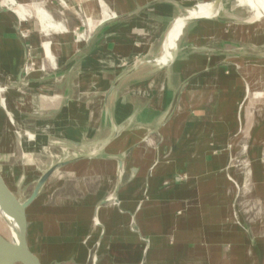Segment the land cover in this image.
Segmentation results:
<instances>
[{"label": "crops", "instance_id": "1", "mask_svg": "<svg viewBox=\"0 0 264 264\" xmlns=\"http://www.w3.org/2000/svg\"><path fill=\"white\" fill-rule=\"evenodd\" d=\"M75 1L94 19L103 2L118 19L98 25L79 46L61 31L57 57L66 55L65 63L36 67L40 73L31 76L23 72L26 57H39V49L22 41L17 27L7 29L5 16L12 15L0 8V79L17 105L21 129L34 136L22 144L41 155V176L68 161L27 209L30 249L34 207L42 245L51 247L49 258L33 250L43 264H86L92 248L97 264H234L245 242L231 228L232 160L249 124L246 60L263 57L264 42L260 36L248 41L226 24L201 26L192 19L174 60L159 59L183 11L209 4L235 17L253 13L244 16L240 5L228 10L233 0H68ZM257 24L264 37V24ZM263 126L262 120L256 130ZM65 186L68 191L56 192ZM116 189L117 200L106 202ZM219 248L228 258H219Z\"/></svg>", "mask_w": 264, "mask_h": 264}, {"label": "rangeland", "instance_id": "2", "mask_svg": "<svg viewBox=\"0 0 264 264\" xmlns=\"http://www.w3.org/2000/svg\"><path fill=\"white\" fill-rule=\"evenodd\" d=\"M6 1L7 0H0V8L12 15L5 16L7 23L9 24L7 29L14 31V26L15 28L17 27L22 41L26 40L29 45H33L34 47L36 46V48L39 49V57H36L33 52L30 53V56L26 57L28 61L32 63L33 68H35V70H30V72L28 71V76H31L34 73L36 74L39 71L36 67L43 66L45 68L44 71L50 69L52 70L54 67L43 48V42L44 39H46V34L42 32L41 24L36 18L34 10L37 8H43L51 15L55 22L62 23V25H64L67 29V35L70 33V37H68L73 38V40H70L71 44L76 42L79 34L84 33L86 36L89 34L87 22L90 16H86L84 14L82 9H80L81 5L79 6L77 1L71 2L70 5L68 0H66L67 5H64L62 0H16V2L22 4L33 13L32 18L27 21H19L18 16L4 7L6 5L4 2ZM235 5H240L237 9H240L244 16L252 15L253 12L251 11V8L248 5H242L239 3V0H233L231 6L227 7V9L230 10V8ZM58 9L61 11L58 12ZM223 9H226V7H220V12H222ZM100 18L101 17H99V19L95 18V20L98 22ZM207 23L226 24L228 27L236 28L241 36L248 41H254L257 36H260L262 37V42H264V37L261 33L255 31L253 24L231 25L218 19H214L202 21L199 25L202 26ZM233 32L236 33L234 30ZM51 34L54 44L55 67L56 63L57 67H60V65L65 63L67 57L66 55L57 57L59 54V41L57 42V39L60 37L62 32L58 31L57 33L53 32ZM258 39L259 38H257V40ZM80 44H84V40H81L78 46ZM247 45L254 48L253 44ZM257 47H259V45H257ZM260 47L264 49V43H261ZM40 57H42V59H40ZM246 63L250 66V74L248 76L249 78H247L250 86H246L247 94L243 111L247 114L249 124L248 128L246 130L244 129V132H242L238 151L233 153L234 155L231 169L233 171L234 180V182L231 183L234 190L232 202L235 209L232 218L234 225L231 226V228H233L234 238L240 242H245V247L236 248V258H234V264H264V198H259L260 195L264 193V184L262 181L264 176V126L263 128L261 127L260 130H256L257 123L260 121L262 122V120L264 121V56L260 58L258 57L257 59L246 60ZM9 92L10 91L8 89L6 95L2 94L4 97V105L11 113L9 115L5 110L0 111V167L2 168L1 170H4L5 178L10 190L20 202H23L31 195L33 188L45 167L42 165L44 162L41 160V155L38 154L37 156L35 154L36 152L26 151L25 145L22 144V139L24 138H28V141L31 142L33 140L26 135L23 136L22 134L17 133L10 125H13V121H17V117L15 116L17 115V112H15L14 109V107L17 108V105L11 103L12 100L10 102L9 97L11 95ZM8 125L11 126V129L6 131V129H8ZM5 131L9 134L7 133L5 135ZM259 138L261 139L260 141H258ZM255 142L261 143V147H258ZM64 190L68 191L67 186L61 187V189H58L56 192L63 193ZM30 221L31 231H29V241L33 250H40L42 251L41 253L44 257L47 256V258H49L51 247L42 245L44 244L42 240L43 233L35 228L37 220L34 213V207L31 211ZM228 227L230 230V226ZM246 228H250L252 231L255 239L253 244L249 243L248 235L245 232ZM0 234L7 241L13 242V232L1 221V218ZM28 247L31 252H34L30 249L29 243ZM222 251L223 250L221 248L217 249V253L220 255L219 258L221 260L228 258L223 255ZM248 251H250V260L244 261L242 257L244 253H247ZM88 252L89 258L86 264H91V262L97 264L99 259L97 249L92 248L90 251L88 250ZM95 255H97V260L93 259ZM35 256L39 259L37 255ZM39 261L41 260L39 259Z\"/></svg>", "mask_w": 264, "mask_h": 264}, {"label": "bare ground", "instance_id": "3", "mask_svg": "<svg viewBox=\"0 0 264 264\" xmlns=\"http://www.w3.org/2000/svg\"><path fill=\"white\" fill-rule=\"evenodd\" d=\"M33 1H36V0H33ZM4 3L6 4L4 7H8V9L12 13L18 16L19 21H27L28 19L32 18L33 13L30 12L29 9L24 7L22 4H19L18 2H16V0H7ZM62 3L64 5H67L66 0H62ZM239 3H241L242 5H248L254 12L253 17L242 18V17H235L231 15L222 14L216 9L214 5H209V4L198 6V8H196L195 11H192V12L188 10L183 11V15H180L174 21L172 27L169 29L165 37L163 52L159 59L160 63L167 64L174 60L178 52V42H179V38L181 36L183 27L185 26L187 22H189L192 19H200L199 23L202 21L218 19L220 21L226 22L231 25H248V24L251 25L253 24L255 27V31L258 33H261L258 28L257 23H260V25L264 24V0H239ZM100 5L102 7V15H101L100 20L97 22L92 16H90L87 22L88 27H89V34H87L88 36H86L84 33L79 34L76 40L77 45L79 44L81 40L87 41L98 25L100 26L106 21H112L114 19H118L117 14L111 11L107 5H105L103 2H101ZM34 11H35L36 18L39 20L41 24L42 32L46 34V39H44V42H43L44 43L43 48L50 62L55 67V63H54L55 54H54V49H53L54 44H53V37H51L52 35L51 33L53 32L57 33L58 31L66 32L67 29L66 27H64V25H62V23L55 22L53 18L51 17V15L47 11H45L43 8H37ZM28 63H29L28 70L30 71L33 69V65L31 62H28ZM0 84H1L0 86V111L5 110L10 115L11 112L4 105V98H3V95H6V92L8 90V84L3 82L2 80H0ZM13 126L16 129V131H18V133L22 134L23 136L26 135L32 140L34 139L33 138L34 136H32L31 134L23 132V130L21 129L19 125L18 120L13 121ZM0 218H1V221L13 232V243L16 246H19L21 244V241H20L21 225L19 223L20 219H17L14 214L10 216L4 214L2 212L1 203H0ZM26 218H27V210H26ZM27 245H28V242H27ZM0 264H13V263L9 257L3 255L0 259Z\"/></svg>", "mask_w": 264, "mask_h": 264}, {"label": "water", "instance_id": "4", "mask_svg": "<svg viewBox=\"0 0 264 264\" xmlns=\"http://www.w3.org/2000/svg\"><path fill=\"white\" fill-rule=\"evenodd\" d=\"M253 12V10H252ZM254 15V12H253ZM117 20V19H114ZM112 20V21H114ZM112 21H106L101 26L108 24ZM92 37L89 39L88 43ZM28 61V60H27ZM25 67L23 69V72H25ZM179 94V93H178ZM173 102V105L171 109L173 110V107L176 104L177 96ZM68 161H60L54 165H52L39 179L37 182L33 193L31 196L26 199L23 202H20L16 196L11 192V190L8 188L3 174L0 169V203L2 207V212L6 215H15V217L19 220V223L21 225V234H20V241L21 244L19 246H16L13 242L7 241L5 238H3L0 235V259L3 255L10 258L13 264H41L39 259L31 252L27 245V236H28V221L26 218V210L29 208V206L35 201V199L38 197L40 192L42 191L43 187L45 186L46 182L49 180V178L61 167H63ZM124 172L123 163L120 161L119 164V173H118V179H117V189L121 183L122 175ZM117 189L115 192L106 200V202H114L117 200ZM264 194V193H263ZM262 194V196H263ZM98 220V219H96ZM248 233L250 235L251 240L253 241V236L251 233V230L248 229Z\"/></svg>", "mask_w": 264, "mask_h": 264}, {"label": "flooded vegetation", "instance_id": "5", "mask_svg": "<svg viewBox=\"0 0 264 264\" xmlns=\"http://www.w3.org/2000/svg\"><path fill=\"white\" fill-rule=\"evenodd\" d=\"M30 62V61H29ZM29 64V63H28ZM28 64L26 65V70L27 71H29L28 70ZM32 70H35V68H33ZM30 72V71H29ZM1 80V79H0ZM0 86H1V84H0ZM4 98V97H3ZM32 135V134H31ZM33 136V135H32ZM99 225V221L98 220H95V222H94V226L95 227H97ZM28 233V232H27ZM94 260H97V255H95V257L93 258Z\"/></svg>", "mask_w": 264, "mask_h": 264}, {"label": "built area", "instance_id": "6", "mask_svg": "<svg viewBox=\"0 0 264 264\" xmlns=\"http://www.w3.org/2000/svg\"><path fill=\"white\" fill-rule=\"evenodd\" d=\"M6 8L8 9V7H6ZM25 72L28 73V71H26V69H25Z\"/></svg>", "mask_w": 264, "mask_h": 264}]
</instances>
